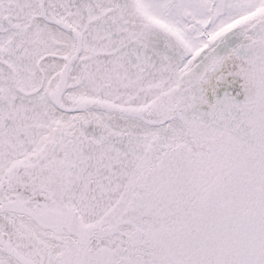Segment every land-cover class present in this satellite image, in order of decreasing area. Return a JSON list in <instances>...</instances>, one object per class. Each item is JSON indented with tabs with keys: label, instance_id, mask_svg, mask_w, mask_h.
<instances>
[{
	"label": "snow or ice",
	"instance_id": "6c2138e0",
	"mask_svg": "<svg viewBox=\"0 0 264 264\" xmlns=\"http://www.w3.org/2000/svg\"><path fill=\"white\" fill-rule=\"evenodd\" d=\"M0 264H264V0H0Z\"/></svg>",
	"mask_w": 264,
	"mask_h": 264
}]
</instances>
